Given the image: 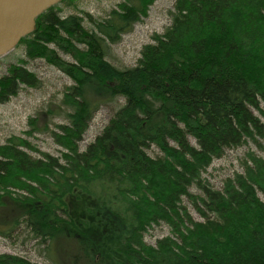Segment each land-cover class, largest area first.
<instances>
[{
    "label": "trees",
    "instance_id": "obj_1",
    "mask_svg": "<svg viewBox=\"0 0 264 264\" xmlns=\"http://www.w3.org/2000/svg\"><path fill=\"white\" fill-rule=\"evenodd\" d=\"M152 2L127 0L94 30L55 5L20 40L28 58H44L74 84L61 100L67 122L52 132L60 157L33 158L20 137L0 145V234L23 224L41 241L74 236L102 264H264V157L247 153L221 189L199 174L244 141L264 148V0H176L170 24L136 65L113 66L109 46ZM20 83L38 86L33 73L10 66L0 77V102ZM119 99L80 151L94 113ZM151 144L160 156L146 152ZM192 185L200 194L189 192ZM182 195L200 221L180 204ZM160 221L176 239L147 245L143 232ZM0 264L33 263L1 254Z\"/></svg>",
    "mask_w": 264,
    "mask_h": 264
},
{
    "label": "rangeland",
    "instance_id": "obj_2",
    "mask_svg": "<svg viewBox=\"0 0 264 264\" xmlns=\"http://www.w3.org/2000/svg\"><path fill=\"white\" fill-rule=\"evenodd\" d=\"M175 1L153 0L148 5L146 14L141 16L129 31L122 34L117 43L109 46L106 60L117 68L135 66L142 48L152 43L153 35L162 34L170 24ZM126 2L127 0H63L58 4V8L62 17L77 15L82 18V25L86 29L94 30L96 22L103 20L112 10L118 9L120 4ZM49 47L55 49L65 61L73 62L70 55L53 44H49ZM13 65L23 66L33 73L38 86L20 83L14 95L0 102V145L5 144L10 137H20L30 144L31 148L25 150L33 158H42L45 154L60 157L63 148L55 142L52 132L57 133V126L67 122L65 112L68 109L61 104V100L74 81L44 58H28L24 44L16 45L13 50L0 57V77L7 75L8 68ZM119 100L101 105L94 113L79 142L80 151H83L108 124L118 103L123 102ZM188 138L196 146L195 139L192 136ZM146 152L152 157L161 155L160 149L154 144L147 147ZM249 152L264 157V148L251 141L227 148L220 157L212 159L200 168L201 183L208 184L215 190L221 189L223 180L242 170V160ZM189 192L200 194L195 185L189 188ZM259 196L264 201V195L259 193ZM180 201L195 221L202 219L186 195H182ZM166 237L176 239L165 221L151 225L143 232V241L151 246ZM77 239L70 236L41 241L40 238L33 237L22 224L7 236L0 234V255L21 257L33 264H102L97 261L96 256L91 257L87 248H79Z\"/></svg>",
    "mask_w": 264,
    "mask_h": 264
},
{
    "label": "water",
    "instance_id": "obj_3",
    "mask_svg": "<svg viewBox=\"0 0 264 264\" xmlns=\"http://www.w3.org/2000/svg\"><path fill=\"white\" fill-rule=\"evenodd\" d=\"M62 0H0V57L36 28L37 17Z\"/></svg>",
    "mask_w": 264,
    "mask_h": 264
}]
</instances>
